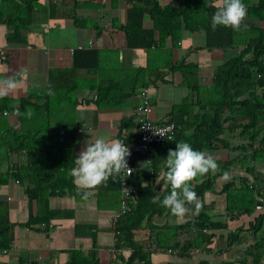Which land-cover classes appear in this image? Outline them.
Masks as SVG:
<instances>
[{
    "label": "crops",
    "instance_id": "1",
    "mask_svg": "<svg viewBox=\"0 0 264 264\" xmlns=\"http://www.w3.org/2000/svg\"><path fill=\"white\" fill-rule=\"evenodd\" d=\"M27 1L0 0V76L27 69L21 89L0 99V131L20 127L19 116L4 108L8 101L12 105L25 97L33 100L30 95L36 91L40 96H36V102L42 103L48 70L68 66L71 63L69 48L87 42L98 51V67L94 76L97 81L83 76L84 69H79L83 76L81 80L85 78L82 82H87V85L91 81L95 84L102 82L101 88L109 89L112 96H122V100L120 104L97 105L95 88L81 87L76 90L74 116L79 121L80 130L76 129L75 152L78 155L85 145L93 143L99 136L116 139L118 127L125 119L130 120L134 116L141 87H146L148 91L151 105L149 117L152 120L170 119L180 132L192 133L197 128L193 121L196 116L213 115V107L218 103L217 100H210L214 97L211 89L213 72L233 51L204 47L203 30L182 29L175 45L168 32L149 48H129L118 27L125 19L124 1L31 0L34 10L25 9L28 14L21 13L19 6ZM158 1L161 3L165 0ZM36 6L41 8L37 11ZM13 10L15 14L10 15ZM74 16L77 18L74 19ZM26 19L31 23L23 28V41L19 40L17 34L12 38L10 32L13 28L8 27L7 22L12 20L18 23ZM143 23L146 27L150 26L151 20L147 15L143 17ZM91 24L98 25V33ZM65 30L72 36V42L64 41L63 36L59 35ZM155 36L158 37V34ZM155 54L165 59L159 62V59L155 60ZM166 60L170 61L169 65ZM177 62L183 68L173 65ZM160 63L163 66H154ZM162 67L169 70L162 71ZM131 87L134 88L132 94L124 97ZM194 87L201 92L197 94L198 89ZM132 97L133 104L129 101ZM208 100L212 101L210 106L206 103ZM222 113L221 141H214V147L206 148L204 152L215 158L223 156L232 160L225 172L230 179L225 180L224 175L216 178L213 190L205 192L199 200L211 218L220 220L225 218L224 194H219L218 190L226 181H237L239 177L246 176L245 166L248 163L242 156L248 152L244 150L247 140L244 129L237 125L230 127L228 120L224 119L228 114L225 110ZM191 121L193 123L189 125ZM131 122L127 128H122V134L134 135L133 119ZM23 159V153L0 150V174L6 172V177L0 176V201L6 204L8 220L6 235H0V264H124L132 246L127 235L119 242L114 233L110 215L117 207L116 194L110 191L107 183L90 190L91 195L87 200L82 199V191L76 186L70 193L50 196L48 208L58 211L57 217L45 223L24 224L32 213L33 204L27 199L24 179L17 180L9 172L22 164ZM149 164L139 161L138 167L148 169ZM162 176L163 171L160 170L152 178L157 191L167 185V182H160ZM253 176L259 178L255 182L264 190V161L254 163ZM197 215L176 217L166 212L152 215L140 229L132 232L131 241L142 249L150 250L147 263L133 259L128 264H198L200 261L207 264H251L246 249L260 233L252 235L246 229L251 215L241 213L226 220V228L206 230L212 233L211 242L190 249L186 255L152 250L147 237L150 230L163 232L165 228ZM233 232L238 241L227 245L226 235ZM180 237L183 238L184 234ZM254 256L257 258L254 264H264L263 247L255 249Z\"/></svg>",
    "mask_w": 264,
    "mask_h": 264
},
{
    "label": "trees",
    "instance_id": "2",
    "mask_svg": "<svg viewBox=\"0 0 264 264\" xmlns=\"http://www.w3.org/2000/svg\"><path fill=\"white\" fill-rule=\"evenodd\" d=\"M121 1L126 4L125 19L119 23L118 27L123 32L126 47L149 48L156 44L161 35L168 32L175 45L182 29L189 31L201 29L204 33V47L233 51L229 57L217 65L213 72L211 89L214 90L215 86L220 88V93L218 92L220 96H214L218 103H215L213 107V115L196 116L193 121L195 120L197 128L189 134L180 132L175 126L171 140L161 144H152L149 147V168L136 167L129 176L128 184L137 191L135 202L130 210L115 223L119 242L124 235H127L130 246H132L124 264H128V261L133 259L147 263L150 250L142 249L136 242H131L132 232L140 229L152 215L170 213L159 203L152 202L153 196L159 195L162 200L171 191V186L165 179L167 170L162 167L168 150H174L176 142H187L193 149L200 151L214 147V141H221L219 135L222 133L220 125L223 110L228 114V117L224 119L228 120L229 126L237 125L244 129L247 139L244 150H248L242 155L248 161L245 166L246 176L239 177L237 181H226L218 190L219 194H224L225 218L222 220L211 218L205 211L203 203L200 202L199 214L193 219L167 227L163 232L150 230L147 237L152 250L186 255L190 249L200 248L211 242L212 233H207L205 229L226 228V220L234 218L236 214L251 215L247 220L246 229L252 235L260 232L249 249H246L250 263L254 264L257 262L254 256L255 249L264 248V210L253 211V188L248 186L252 181L259 179L253 176L254 163L264 161V25L260 24L264 23V0H243L247 6V16L239 30L224 26L212 29L211 17L220 5L212 0L210 2L206 0H165L161 3L158 0ZM33 4L29 0L19 6V11L28 14L27 11L34 10ZM39 8L41 7L36 6L35 9L38 11ZM11 14H15V10L10 12ZM145 15L151 20L148 27L143 23ZM76 18L74 16V19ZM29 23L31 21L27 19L18 23L12 20L10 23L7 22L8 27L13 28L10 32L11 37L15 38L17 34L19 40L23 41L22 31ZM91 27L95 33L99 32L97 24H91ZM156 33L158 37L155 36ZM82 45L80 49L75 48L76 45L73 46L71 63L68 66L52 67L48 70L42 103L25 97L12 105L8 101L4 107L12 114H17L15 110L19 108L17 115L20 118V127L15 130L0 131V150L9 153H23L22 164L16 165L9 172L17 180L24 179L27 199L33 204L32 213L25 220V225L45 223L57 217L58 211L48 208L49 197L70 193L75 188L70 170L75 166V159L78 156L75 152V135L79 127V121L74 116L77 104L76 90L81 87L95 88L97 105H115L120 104L122 100V96H112L109 89L101 88L102 82L95 84L91 81L88 85L85 84L87 82H82L85 80V78L81 80L83 76L94 77L98 67V51L92 44L90 47L87 43ZM177 64L178 62L173 65L180 69L183 68L180 63ZM79 69H84L83 76L79 73ZM94 79L96 80V77ZM133 90L134 88L131 87L124 97L130 96ZM199 92L201 91L198 89L197 94ZM213 93L215 95V92ZM210 100L206 101L208 106L212 103ZM28 110H31V116L27 115ZM131 121V119H125L122 122V125L118 127L116 138L123 137L125 141L135 140V135H126L121 132L122 128L125 129L132 124ZM213 158L219 165L218 170L214 174L209 172L203 177L197 176L190 182L194 185L199 200L205 192L213 190L216 178L223 176L232 163V160L227 157ZM160 170L163 171L160 182H167V185L164 189L157 191L153 187V179ZM5 174L6 172L0 176L6 177ZM118 179L119 176L111 177L109 180L111 182H105L111 188L110 191L116 194L117 206L120 189ZM145 183L147 187H142ZM1 206L4 209L2 208L0 213V235L5 236L8 225L6 204L0 201ZM181 234H184L183 238L180 237ZM236 241L238 239L235 232L226 235L227 245ZM241 262L243 263V260ZM198 264L207 263L200 261ZM223 264L230 263L224 262Z\"/></svg>",
    "mask_w": 264,
    "mask_h": 264
},
{
    "label": "clouds",
    "instance_id": "3",
    "mask_svg": "<svg viewBox=\"0 0 264 264\" xmlns=\"http://www.w3.org/2000/svg\"><path fill=\"white\" fill-rule=\"evenodd\" d=\"M246 16L247 6L243 0H221L211 17V27L213 30L218 26L239 30ZM26 77V68L0 76V99L20 90ZM15 111L19 114L18 107ZM27 115L31 116V110L27 111ZM155 133L166 135V132ZM130 155L126 144L105 136H99L93 143L85 145L75 159V166L70 170L74 185L82 191V199L87 200L91 195L90 190L105 183L110 177L115 178L122 173L126 177L130 176L132 169L126 159ZM162 167L167 170L165 179L170 184L171 191L162 200L159 195L153 196L152 202L159 203L176 217L199 214L201 204L194 185L190 182L197 176L203 177L209 172L214 174L219 168L216 160L204 151L193 149L187 142H176L175 149L168 150ZM223 178L228 180L230 176L225 173ZM142 187H147V184H142Z\"/></svg>",
    "mask_w": 264,
    "mask_h": 264
},
{
    "label": "built area",
    "instance_id": "4",
    "mask_svg": "<svg viewBox=\"0 0 264 264\" xmlns=\"http://www.w3.org/2000/svg\"><path fill=\"white\" fill-rule=\"evenodd\" d=\"M87 46L90 47L91 43L87 42ZM82 44H77L75 48H82ZM73 47L69 48V53L71 54ZM151 111V105L149 102L148 91L146 87H141L138 90V102L136 103L132 117L135 124L134 135L135 140L125 141L123 137H117L130 149L131 155L127 157L128 165L132 169V172L136 167H138V162L143 161L145 164H149V147L152 144H161L165 141H169L173 137L175 123L174 121L163 118L159 120H152L149 117ZM131 119V120H132ZM80 128H77L79 131ZM155 132H166L165 136L157 135ZM170 138V139H169ZM264 146V144H263ZM129 176L122 173L119 176V203L118 206L112 211L110 215V221L112 223L114 233H117L115 228L116 221L121 218L126 212L130 210L135 202V197L137 191L134 187L130 186ZM249 187L253 188V211H263L264 210V190L257 185V183L252 181L248 184ZM129 191H127L126 189ZM126 209V210H125ZM206 231V229L204 230ZM29 264V262H26Z\"/></svg>",
    "mask_w": 264,
    "mask_h": 264
},
{
    "label": "rangeland",
    "instance_id": "5",
    "mask_svg": "<svg viewBox=\"0 0 264 264\" xmlns=\"http://www.w3.org/2000/svg\"><path fill=\"white\" fill-rule=\"evenodd\" d=\"M207 2H210V0L208 1V0H206ZM212 1H214L215 3H221V0H212ZM53 3L56 5V3L53 1ZM193 5V4H192ZM191 5V6H192ZM192 12H193V14H194V10H192ZM260 24H262V25H264V23L263 22H261ZM243 26H245V25H243ZM199 30H201V29H199ZM60 36H63L62 37V39L64 40V41H67V42H72L73 41V39H72V36L70 35V33L67 31V30H65V31H63L61 34H59ZM59 39H60V37H59ZM155 53V52H154ZM224 57H225V55H223ZM223 57V58H224ZM154 58H155V60H158L159 59V62H161V60L160 59H165V57H160L158 54H155V56H154ZM146 62H148V60L146 61ZM169 60H166V63H167V65H169ZM149 63V62H148ZM178 65V64H177ZM154 66H163V64L162 63H160V64H155ZM162 69V71H168L169 70V68L168 67H162L161 68ZM150 70V69H149ZM93 79H94V77H92ZM106 84H108V83H106ZM213 92H215V95L214 96H217V97H219L220 95L218 94V92L220 93V88L218 87V86H215V89L214 90H212ZM35 93V94H34ZM34 93H32L31 95H30V97H33V100L32 101H34V102H36V96L37 97H40L38 94H37V92L36 91H34ZM209 93H211V91H209ZM215 98L216 97H213L211 100H215ZM129 101H134V98L132 97V98H130L129 99ZM132 104H133V102H132ZM247 160V159H246ZM260 233V232H259Z\"/></svg>",
    "mask_w": 264,
    "mask_h": 264
}]
</instances>
